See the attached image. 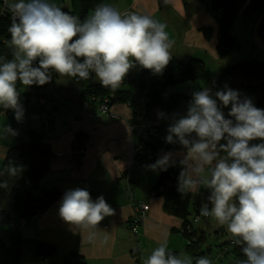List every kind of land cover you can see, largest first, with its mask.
I'll list each match as a JSON object with an SVG mask.
<instances>
[{
	"label": "clouds",
	"instance_id": "1",
	"mask_svg": "<svg viewBox=\"0 0 264 264\" xmlns=\"http://www.w3.org/2000/svg\"><path fill=\"white\" fill-rule=\"evenodd\" d=\"M8 7L12 58L0 56V108L12 109L18 122L24 116L18 81L43 86L51 80V72L79 80L94 73L104 88L115 90L136 65L161 73L172 58L174 41L167 25L147 14L122 15L112 5L100 4L81 21L47 0H17ZM229 105L226 118L222 108ZM167 133V143H179L186 150L179 161L177 191L183 195L209 189L211 207L202 204L199 215L226 227L245 257L239 264H264V110L227 85L215 93L204 87L192 93L185 115L173 116ZM17 134L8 124L0 129V139ZM254 140L262 142L250 144ZM172 156L167 152L146 167L167 171L176 164ZM21 172L22 167L9 160L0 177ZM8 186V180L0 179V188ZM112 214L103 196L93 201L81 188L66 191L59 207L60 217L88 231L89 240L95 237L96 226ZM193 260L213 264L206 256L174 254L164 240L143 264H193Z\"/></svg>",
	"mask_w": 264,
	"mask_h": 264
},
{
	"label": "crops",
	"instance_id": "2",
	"mask_svg": "<svg viewBox=\"0 0 264 264\" xmlns=\"http://www.w3.org/2000/svg\"><path fill=\"white\" fill-rule=\"evenodd\" d=\"M15 2L17 0H9L10 4ZM58 2L57 4H60ZM176 2L178 10L183 5L186 6V0H176ZM250 2L248 0L247 4L249 5ZM109 4L122 15L135 12L150 15L153 19L157 18L164 6L169 7L168 0L167 3L165 0H109ZM76 5L72 0L71 6L75 14L79 10ZM90 13L92 12H89L87 16ZM194 17L189 22V28L186 27L185 22L183 23L184 29L181 28L182 23L177 25L178 29H175L177 37L183 38L185 44L182 43V46L173 44L170 49L172 58L186 61L190 58L201 57L186 49L188 48L186 44L191 35L195 34L199 37L204 28L200 26L204 23L211 27L212 18L209 14L204 16L197 14ZM170 31L174 33V30ZM207 34L200 37L207 38L209 37ZM169 38L174 40L175 33L174 37L170 34ZM214 38L216 40L214 39L212 44L216 48L217 33ZM196 44L197 38L195 47H198ZM210 45L211 43L208 42L206 47ZM143 70L146 69L139 65L133 67L124 78L127 82H124L121 87L128 88L131 83L137 82ZM135 82L132 89L135 87ZM92 83H100L92 74L87 80L70 77H65L60 82L56 80L45 91L50 101L48 106L56 108L43 119L44 125L36 124L32 119L34 123L32 127L45 134V142L51 148L49 171L43 177V184L46 187L58 188L63 195L47 211L20 226L23 238L55 244L57 254L50 260L53 264H62L64 257L72 252L81 256L85 264H143V261L164 240H167L168 251L177 255L184 253L190 256L186 252L188 241L180 232L182 222L165 213L162 199L150 193L159 175V170L152 171L146 167L147 165L139 167L135 171L139 184L134 190L131 189L128 181L133 172V156L141 142V131H148L152 126L160 124L168 128L173 116L186 114L189 102L170 114L164 113L163 117L158 116L161 113L159 110H154L152 123L142 125L134 118L129 105L125 103L115 102L109 106L108 113H100L97 103H93L89 96H81L86 87ZM185 87L186 91H190L191 86ZM185 89L178 88L179 91ZM150 132L147 140H154L155 133ZM19 138L15 144L28 141L26 132L25 136ZM15 144L10 143L9 146ZM165 153L167 152H160L159 158ZM172 153V159L179 162L185 151ZM75 188L87 190L91 198L97 199L103 196L113 210L112 215L102 220L103 226H96L94 230L96 235L92 240H89L88 231H80L69 225L59 215L64 193ZM189 194V203L194 217V214L199 213L201 205L204 204L205 197L210 195V190L201 187L198 192L192 191ZM136 202H145L147 210L135 235L129 228V221L135 214L133 203ZM209 207H211L210 203ZM219 228L224 229L221 225ZM105 236H107L106 241ZM22 260L23 257H21L20 264ZM24 264H41L34 255V248L29 262Z\"/></svg>",
	"mask_w": 264,
	"mask_h": 264
},
{
	"label": "trees",
	"instance_id": "3",
	"mask_svg": "<svg viewBox=\"0 0 264 264\" xmlns=\"http://www.w3.org/2000/svg\"><path fill=\"white\" fill-rule=\"evenodd\" d=\"M73 1L79 10L76 14L73 10L68 14L79 16L81 21L98 5L103 4L102 0ZM250 1V11L263 9L256 34L264 43V0ZM247 2L248 0H209V15L217 25L215 51L218 57H225L240 47V42L230 34V31L237 15L245 12ZM11 22L9 16L0 18V56L8 59L12 58V50L9 47L11 34L8 32ZM34 66H38V60L34 61ZM204 70V63L200 59L190 58L181 61L172 58L161 73L143 70L134 89H123L121 84L113 90L104 88L100 83H92L86 87L81 96H89L93 103H105L108 107L115 102L128 104L134 118L142 125H149L152 123L154 110L170 114L191 101L192 92L178 93L169 90L200 79ZM58 76L57 73L51 72V80L48 83L43 86L35 84L27 86L28 91L22 96L36 124L44 125L43 119L56 108L48 106L50 101L45 91L58 79ZM225 85L238 91L242 98L251 99L257 108L264 110V62L260 59H250L222 69L213 84V89L224 90ZM17 86L22 87L23 84L18 81ZM255 96H258V99ZM230 107L231 105L223 111L226 118H229L227 114ZM150 131L155 133L154 140H147ZM167 134L166 126L161 124L152 126L148 131H141V142L133 156V172L128 180L132 190L139 184L135 174L139 167L155 163L160 152L186 151L179 143H167L165 140ZM26 136L28 138L26 143L9 146L0 165L2 170L11 160L22 167V172L15 177L7 175L0 177L8 180L9 185L7 188H0V264H20L23 244L26 242L33 244L34 255L41 264H53L50 260L57 254V246L42 240H25L19 227L20 222L27 223L33 217L47 211L63 195L58 188L46 187L43 184V177L49 171L51 155V148L45 142V134L30 126ZM250 144H257V141H251ZM181 171L182 166L179 162L168 167L167 171H159L150 193L162 199L165 213L182 222L180 232L188 241L186 252L195 258L204 256L201 247L205 244L206 237L203 231L193 227L190 194L182 195L177 191ZM207 198L208 196L205 197L204 203L209 204ZM92 200L95 201L96 198ZM229 244L232 245V255L226 264H239L245 257L239 246L234 245L232 241ZM62 264H85V261L77 253L72 252L64 257Z\"/></svg>",
	"mask_w": 264,
	"mask_h": 264
},
{
	"label": "rangeland",
	"instance_id": "4",
	"mask_svg": "<svg viewBox=\"0 0 264 264\" xmlns=\"http://www.w3.org/2000/svg\"><path fill=\"white\" fill-rule=\"evenodd\" d=\"M174 1V2H173ZM170 1L168 0V6H164V9L159 12V15H157L156 20L163 22L167 25L166 31L174 37L175 33V39L173 40L176 46L181 45L182 43L185 44V40L182 38L180 39L175 31V29H178V26L180 23L181 28L184 29L185 25L186 27H190V21L195 18L197 14H200L201 16H204L205 14H209V0H186V6L183 5V7L178 10L176 7L178 6L176 0ZM48 3H52L57 5L58 7H62V11H66V13L71 12L72 6L71 2L72 0H47ZM60 3V4H57ZM104 4H109V0H104ZM247 6L244 13L238 14L233 27L230 31V34L235 37L240 42V47L236 49L235 51L231 52L229 55L225 57H218L216 55L215 51V45L212 44L214 42V36L216 37L217 33V25L216 23L211 20L212 26H207L206 23H204L202 28V31L200 32L199 37L195 34L191 35L189 38L188 44V50H191L192 53L195 52V54H199L197 59H200L204 63V74L200 79H197L190 83H184L177 87H174L170 89V92H178V88L185 89V86H191L190 91L188 92H196L202 90L204 87H208L212 90L213 93L216 92V90L213 89V84L218 77L219 73L224 69L225 67L232 65V64H238L245 61H248L250 59H260V61L264 62V43L263 41L257 36L256 34V27L258 23L260 22L262 10H255L250 11V3ZM67 7V8H66ZM91 14V13H90ZM89 14V15H90ZM77 16V15H76ZM79 17V16H77ZM187 21H183L186 20ZM185 22V25L183 23ZM188 22V23H187ZM215 29V31H214ZM170 30H174V33ZM186 33V29H185ZM205 33H208L209 37H205L204 39L200 36H204ZM204 34V35H203ZM195 35V36H194ZM78 38V37H77ZM197 38V46L195 47V39ZM75 39V38H74ZM216 40V39H215ZM208 42L211 43L210 47H206L208 45ZM185 52V51H183ZM81 59L82 62V58ZM92 75H95L91 73ZM65 77L68 76H58L57 82H60L64 80ZM71 78V77H70ZM78 79V78H76ZM135 82V81H134ZM134 82L131 83L128 86V89L131 90L133 88ZM135 82V86H136ZM17 90L20 93V103L24 109V116L21 121H17L15 119V114L12 109L4 110L3 108H0V129H2L3 125L8 124L14 129L18 134L15 136H10L8 139H0V163H2L3 158L6 154L7 149L9 148L10 143H17L19 141V137L25 136V132L27 129H29L30 126H32L33 116L27 110L23 97L27 92L26 86L18 87ZM183 91H186L183 90ZM215 98V97H214ZM255 98L258 99V96H255ZM192 99V96H191ZM219 104V103H218ZM98 106V104H97ZM228 107L222 108L223 111H226ZM159 112H161L159 110ZM31 123V124H30ZM257 143H260L262 141L256 140ZM1 165V164H0ZM145 203V202H141ZM146 204V203H145ZM133 205H137L136 203H133ZM198 216V222L193 223V227L196 230L203 229L202 231L205 233V244L201 247V251L204 253V256L211 259L213 261V264H226L228 263L231 252H232V245L229 244L232 241V237L230 234L226 231V227L224 229H220V225L217 223L215 225V221L211 218L206 219L207 217H200L199 213H195L194 216ZM206 219V220H205ZM103 221H101L100 226H103ZM131 230V229H130ZM132 232V230H131ZM33 244L26 242L23 244L22 249V264L29 262L31 255L33 253ZM32 251V253H31ZM219 254V256H218ZM220 261V262H219Z\"/></svg>",
	"mask_w": 264,
	"mask_h": 264
},
{
	"label": "built area",
	"instance_id": "5",
	"mask_svg": "<svg viewBox=\"0 0 264 264\" xmlns=\"http://www.w3.org/2000/svg\"><path fill=\"white\" fill-rule=\"evenodd\" d=\"M9 0H0V18L9 16L12 20V14L9 9ZM94 74V73H93ZM124 82H127V80H124ZM122 83V84H123ZM106 102V101H105ZM190 103V101H189ZM109 107L105 103L98 104V110L100 113H108ZM135 209V214L129 221V228L132 230V233L136 235L137 233V227L140 223V221L143 219L145 211L147 210V206L145 203H137V205H133ZM201 217V216H200ZM198 216H194L192 218V223L198 222ZM25 222H20L19 227L23 225ZM101 223V222H100ZM100 223L97 226H100Z\"/></svg>",
	"mask_w": 264,
	"mask_h": 264
}]
</instances>
